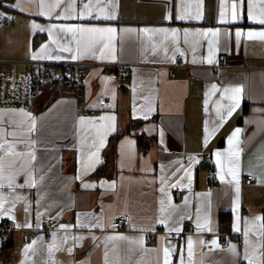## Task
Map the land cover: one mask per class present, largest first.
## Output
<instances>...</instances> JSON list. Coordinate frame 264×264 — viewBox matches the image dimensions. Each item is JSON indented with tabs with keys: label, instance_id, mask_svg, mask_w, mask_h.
Returning <instances> with one entry per match:
<instances>
[{
	"label": "crops",
	"instance_id": "crops-1",
	"mask_svg": "<svg viewBox=\"0 0 264 264\" xmlns=\"http://www.w3.org/2000/svg\"><path fill=\"white\" fill-rule=\"evenodd\" d=\"M1 14L0 72L79 63L86 86L0 106V220L19 226L0 264H165V249L168 264H264V40L236 36L264 32V0L251 18L249 0H5Z\"/></svg>",
	"mask_w": 264,
	"mask_h": 264
},
{
	"label": "built area",
	"instance_id": "built-area-1",
	"mask_svg": "<svg viewBox=\"0 0 264 264\" xmlns=\"http://www.w3.org/2000/svg\"><path fill=\"white\" fill-rule=\"evenodd\" d=\"M5 0H0L3 3ZM14 16L6 19H0V26L5 23H13ZM181 55H177L176 62H179ZM59 74L52 73L47 68V63L42 61H32L27 63L23 70H17L14 67L9 72H0V106L1 107H27L31 104L36 95L47 87H52L59 82H65L68 85V92H73L76 97L82 98V91L86 86L84 74L79 68V63L64 64ZM170 74L173 76L174 71ZM93 114V111H89ZM217 169L214 165H208L206 168L205 178L208 182H215ZM254 181L253 174H247L244 178L245 184H252ZM129 220V215H121L112 220L111 226L115 229L121 228ZM53 220L49 217L41 219L40 224L35 230L44 231L46 237L53 226ZM19 228L13 219L0 220V241L7 237L8 232ZM192 227L189 226V229ZM22 236L28 241H33L36 237L35 231L23 229ZM232 241L228 235L221 240V246L226 247Z\"/></svg>",
	"mask_w": 264,
	"mask_h": 264
},
{
	"label": "snow or ice",
	"instance_id": "snow-or-ice-1",
	"mask_svg": "<svg viewBox=\"0 0 264 264\" xmlns=\"http://www.w3.org/2000/svg\"><path fill=\"white\" fill-rule=\"evenodd\" d=\"M249 5H250V18H251V0H249ZM88 7V5H85V8H87ZM233 9H235V5H233ZM221 16L223 17V13H221ZM0 17H2V14H0ZM105 19H114L115 17H114V15H106L105 17H104ZM179 19H183L184 17L183 16H180V17H178ZM232 18H233V20H235L237 17H236V14H235V11L233 12V16H232ZM260 23H262V24H264V19H261L260 21H259ZM33 27H38V26H36V25H33ZM68 31H76V29H67ZM79 31H81V32H90V33H113V32H115V29H111V28H107V29H97V28H90V29H79ZM142 31H144V32H147L148 30L147 29H144V30H142ZM173 33H175V30H173ZM212 35L213 36H218L219 35V33H216V32H213L212 33ZM242 35H246V38H248V39H253V38H259V39H262V40H264V32H259V33H252V32H249V33H247V34H243V33H241V32H237L236 33V36H237V39H239ZM35 58V57H34ZM73 58H75V57H73ZM213 61H212V59L211 58H209V60H208V63H212ZM213 88H215V85H213ZM225 91L227 92L228 91V89H225ZM232 91H235V92H239L240 91V89H233ZM231 114V111L229 110V115ZM101 119H105L104 117H101ZM110 119H114V118H110ZM221 119H223V117H221ZM238 133H239V130H237L236 132H234L233 134H232V137L233 138H235V137H237L238 136ZM211 134V133H210ZM209 134V135H210ZM233 138H230L229 139V145H230V152H231V147H232V145H233ZM206 142V141H205ZM101 147H103V144L101 143V145H100ZM94 156H97V159L95 160V163H99V160H98V151H97V153H94L93 154ZM221 154L220 153H217V156L219 157ZM231 155L232 156H234V157H237L238 158V151H235V152H231ZM218 164H219V160H218ZM91 166V165H90ZM78 179H79V177H77ZM223 178V177H222ZM233 179L235 180V179H237V176H236V174H234L233 173ZM3 207V205L2 204H0V208H2ZM25 211H27V209H25ZM257 219H260V217H257ZM28 227H31V225H27ZM61 227H66V226H64V225H62ZM198 227H203V226H200V225H198ZM233 229L235 230V231H239V227H238V224L237 225H234L233 226ZM175 231H177V232H179V228H176V229H174ZM248 235V233H247V231H245V236H247ZM108 239H126L125 237H109ZM35 243V241L33 242V244ZM201 243H203V242H201ZM214 245L216 244V242L215 241H213L212 242ZM191 247H192V241L191 240H189V253L191 254ZM32 248V245H27L26 246V250H28V249H31ZM53 248H57V250H59L58 249V247L55 245V242H53V245L52 246H50L49 247V252L51 253L52 252V250H53ZM230 250L231 251H234V246H230ZM69 252H71V249H69ZM170 255V253H169V250L168 249H165V257H166V260H165V264H168V261H167V257ZM249 264H252V261L251 260H249Z\"/></svg>",
	"mask_w": 264,
	"mask_h": 264
},
{
	"label": "trees",
	"instance_id": "trees-1",
	"mask_svg": "<svg viewBox=\"0 0 264 264\" xmlns=\"http://www.w3.org/2000/svg\"><path fill=\"white\" fill-rule=\"evenodd\" d=\"M1 9H2V3L0 2V14H1ZM9 235L7 234V237L2 240V243L0 245V256L2 258H6L9 254V252L12 249V242H11V237H8Z\"/></svg>",
	"mask_w": 264,
	"mask_h": 264
}]
</instances>
